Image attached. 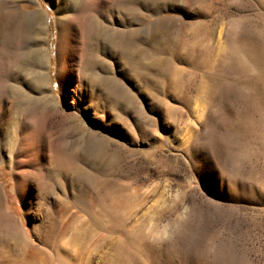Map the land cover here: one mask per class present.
Listing matches in <instances>:
<instances>
[{"label": "rangeland", "instance_id": "rangeland-1", "mask_svg": "<svg viewBox=\"0 0 264 264\" xmlns=\"http://www.w3.org/2000/svg\"><path fill=\"white\" fill-rule=\"evenodd\" d=\"M126 3L0 0V264H264V0Z\"/></svg>", "mask_w": 264, "mask_h": 264}, {"label": "bare ground", "instance_id": "bare-ground-1", "mask_svg": "<svg viewBox=\"0 0 264 264\" xmlns=\"http://www.w3.org/2000/svg\"><path fill=\"white\" fill-rule=\"evenodd\" d=\"M125 1L126 2H130V0H111V5H112V7H114V6L117 7V9L121 12L124 8L125 9H128L127 8L128 5H127V3ZM135 11H131V12H134L135 13ZM131 21H132L133 24H137V25H134V27H131L129 29L130 41L127 42V40L125 38V35H124L125 32L122 31V30H119V29H117L114 32L115 33V36H114V34L113 35L107 34L106 35V38L104 36V41H105V44L108 42L107 45L111 46L112 51L115 48L116 49H123L124 50V48L126 47V49H128V51H129L128 53H131V55H132L133 64L139 65L138 64L137 56L135 55V51H137V49H138V47H136L137 46V43L139 41L137 36H139V34H138L139 31L138 30H141V29H140V26L139 27H137V26L139 25L140 20L137 17H135V18H132ZM157 24H158V22H157ZM80 26H81L80 29H82L86 33L85 34L86 35V38H85V40L83 39V43L85 44V47L86 48L89 47V45L91 44V41H90L91 39L98 38V40H99L100 35L102 36V35H104V33H107L108 31L110 32L112 30V29L110 30V27H103V26H101V24L99 22V19H97V15H89V16H87L86 18H84L83 20L80 21ZM149 26H151V25H149ZM102 31L103 32L105 31V32L103 34H101ZM126 35H127V33H126ZM123 44H124V46H123ZM88 50L89 49L85 50V51H87V53H86V56L83 58V61H82L85 68H87V66H89L91 64L96 63L99 60V57H97V56H95L93 54H89L90 52L88 53ZM121 52H122V50H121ZM161 60H162V58H161ZM163 60H164V58H163ZM165 61H166V59H165ZM105 77H106V75H105ZM100 78L102 79L103 77H100ZM106 80H108V79H106ZM109 82L111 83V81H109ZM119 87H121V86H119ZM58 141H53L52 142L53 144H50V146H49L50 152L52 153V155L49 156L51 158V160L49 162L52 165V168L56 171L57 178L59 180H61L62 178L67 177V175L70 176V175L76 173L78 171L79 164H78V160H77V157H76L75 153H73L71 151H68L65 148H63L62 145L60 144L61 141L60 142H58ZM47 158H48V156H47ZM39 174L41 175V172ZM41 179H42V176H40V180L38 181V184H39V187L42 188V187H44V182ZM43 180H45V179H43ZM35 182H37V181H35ZM59 182H61V181H59Z\"/></svg>", "mask_w": 264, "mask_h": 264}]
</instances>
